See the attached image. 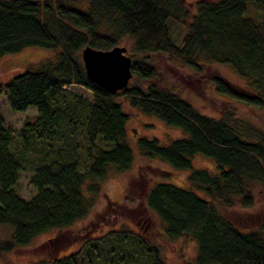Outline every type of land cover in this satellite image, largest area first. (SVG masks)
<instances>
[{
  "label": "trees",
  "instance_id": "trees-1",
  "mask_svg": "<svg viewBox=\"0 0 264 264\" xmlns=\"http://www.w3.org/2000/svg\"><path fill=\"white\" fill-rule=\"evenodd\" d=\"M188 14L185 0H0V58L25 47L51 51L0 83L11 110L36 109L16 135L0 115V225L11 229L0 250L86 219L110 172L126 173L136 159L123 200L106 204V215L127 211L108 218L118 226L84 236L71 253L43 255L33 264H136L137 253L138 264H167L155 244L126 227L134 208L159 218L166 240L190 233L197 248L192 264H264V225L239 228L215 206L247 208L258 197L264 208V130L235 109L199 111L164 84L153 65L155 56L176 59L195 73L204 64H227L245 86L212 76L206 90L211 85L236 104L264 109V0H197L186 22ZM171 21L185 26L180 43L171 37ZM119 44L131 58L132 75L126 87L109 93L88 78L80 53L84 46ZM117 96L184 135L166 144L138 135L136 158L129 116ZM195 154L211 158L215 169L193 167ZM154 160L185 171L184 183L166 180L171 171ZM21 170L32 173L29 200L13 190Z\"/></svg>",
  "mask_w": 264,
  "mask_h": 264
},
{
  "label": "rangeland",
  "instance_id": "rangeland-1",
  "mask_svg": "<svg viewBox=\"0 0 264 264\" xmlns=\"http://www.w3.org/2000/svg\"><path fill=\"white\" fill-rule=\"evenodd\" d=\"M197 0H185L189 14L183 18L184 21H190V14L194 10V3ZM170 34L176 43H180L181 36L185 31V26L179 21H171L169 23ZM119 46H124L119 44ZM51 54L49 49L43 47H25L17 53L7 54L0 58V83L5 82L9 78L22 72L26 65L42 60L44 57ZM127 54V52H126ZM128 55V54H127ZM155 72L163 83L175 89L180 95L194 104L199 111L206 114L218 113L235 109L236 113L245 116L252 124L260 131L264 130V109L250 108L242 103H237L225 95L216 93L213 86H209L206 90V85L210 77L221 76L231 81L236 86H245V80L239 76L231 66L227 64H204L203 71L195 73L188 67L182 65L176 59H166L163 56H155L153 58ZM67 88L72 89L86 97H91L90 92L80 86L70 85ZM226 99L219 100L216 96ZM122 102L128 113L127 131L131 140H128L133 147L135 157L138 158L135 148L136 136H154L161 144H166L170 140L183 136L184 133L177 127L164 124L157 118L140 113L131 108H127L122 96H117ZM231 100V103L229 102ZM228 101V102H227ZM36 114L34 107H28L25 111H13L9 108L6 91L1 89L0 94V115L3 118L4 126L11 127L14 135L21 126L25 118H29ZM134 130V132H132ZM15 138H17L15 136ZM134 138V140H133ZM17 140V139H15ZM192 166L195 168H205L213 171L214 162L211 158L202 154H195L191 158ZM152 164L159 165L164 169H169L167 173L168 179L175 184L184 183L185 171L172 170L167 164L152 161ZM137 160L133 163L130 171L122 173L110 172L105 179L103 189L105 193L99 195V198L93 205V208L86 219L81 220L70 227L65 232H59L54 229L47 230L37 235L33 240L25 246L13 247L10 250H0V264H33L39 257L45 255L50 256L55 254H68L77 250L80 245V240L86 235L93 232H105L110 228H116L118 221H109L112 213L127 214L125 210L110 209L105 214L106 204L109 199L113 201H121L125 195L126 185L129 180L135 175L137 170ZM159 172L157 168L152 170ZM32 173L27 170H21L16 184L13 187L14 193L25 200H29L35 194V188L30 184ZM160 180V179H159ZM217 209L230 219L237 227L245 230H260L264 225V208L260 198H256L255 203L251 207L243 208L239 206L223 207L220 203L215 202ZM144 212V213H143ZM128 215L133 216L128 220L126 227L133 228L144 235L149 241L158 247V256H162V260L167 264H192L195 254L197 253L196 242L190 233L176 238L166 240L162 235V226L160 219L155 215L150 214L146 210L140 209L129 210ZM107 218V219H106ZM104 220V221H103ZM113 222V223H112ZM100 230V231H99ZM60 233H62L61 236ZM11 229L5 225H0V241L9 240ZM60 237L57 243L53 242L55 237ZM136 257L141 256L140 253L135 254ZM135 257V258H136ZM133 259L132 263H140L138 258Z\"/></svg>",
  "mask_w": 264,
  "mask_h": 264
},
{
  "label": "water",
  "instance_id": "water-1",
  "mask_svg": "<svg viewBox=\"0 0 264 264\" xmlns=\"http://www.w3.org/2000/svg\"><path fill=\"white\" fill-rule=\"evenodd\" d=\"M80 54L86 75L98 86L109 93L127 86L132 75L131 58L124 46L107 49L84 46Z\"/></svg>",
  "mask_w": 264,
  "mask_h": 264
}]
</instances>
